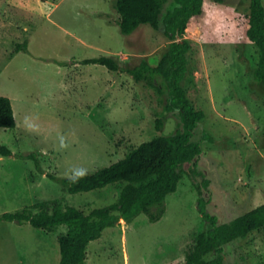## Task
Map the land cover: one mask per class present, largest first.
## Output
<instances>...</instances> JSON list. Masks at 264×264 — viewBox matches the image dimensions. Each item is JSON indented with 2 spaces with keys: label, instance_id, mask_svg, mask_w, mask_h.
I'll list each match as a JSON object with an SVG mask.
<instances>
[{
  "label": "rangeland",
  "instance_id": "rangeland-1",
  "mask_svg": "<svg viewBox=\"0 0 264 264\" xmlns=\"http://www.w3.org/2000/svg\"><path fill=\"white\" fill-rule=\"evenodd\" d=\"M251 2L205 0L178 37L190 43L182 85L205 115L193 141L202 147L197 169L208 187L194 162L185 164L161 220L143 213L107 227L88 245L85 264H187L197 236L211 227L199 211L201 197L219 223L264 204V83L256 78L260 49L247 36ZM119 21L115 0H0V95L11 99L17 120L15 128H0V143L13 153L0 155V215L68 207L89 214L117 202L126 184L71 194L38 172L30 154L45 173L64 176L76 166L91 172L183 130L181 112L167 110V94L128 72L83 62L113 56L129 68L143 59L159 63L172 42L164 29L142 25L125 35ZM26 115L37 119L38 134L24 129ZM59 134L68 137L66 150L58 149ZM68 231L2 221L0 264H59V238ZM224 255L226 264H264V228L226 244Z\"/></svg>",
  "mask_w": 264,
  "mask_h": 264
},
{
  "label": "trees",
  "instance_id": "trees-1",
  "mask_svg": "<svg viewBox=\"0 0 264 264\" xmlns=\"http://www.w3.org/2000/svg\"><path fill=\"white\" fill-rule=\"evenodd\" d=\"M205 0H115L120 14L119 26L125 35H130L142 25L156 30L164 29L171 39L167 51L156 66L146 59L133 68L123 67L113 56H100L84 60L85 64H101L111 71L128 72L136 82H144L167 94V110L180 111L183 130L175 135H162L141 143L124 158L110 165L89 172L76 184L64 176L45 173L35 154L38 172L59 182L71 194L104 188L110 184L125 182L117 202L94 208L89 214L76 207L59 208L52 212L34 213L31 208L7 211L0 215V222L30 223L37 229L52 230L55 226L67 225L69 231L60 236L61 259L59 264H85L88 245L99 239L107 227L132 222L140 214H147L151 222L161 220L166 212V197L176 192L185 174V164L193 163V173L203 177L206 187L209 181L204 172L197 169V159L202 147L193 141L195 129L205 118L202 111H195L182 82L188 72L187 55L190 43L182 37L192 17L203 12ZM248 38L260 49V61L256 78L264 83V0H252L247 29ZM22 47L27 48L25 42ZM162 129L163 120H158ZM17 120L12 101L0 95V128L12 129ZM12 150L0 143V155L11 156ZM198 207L203 218L211 225L202 231L195 245L186 253L187 264H226L224 246L238 239L247 238L264 228V204L246 212L229 223H219L217 215L208 211L207 201L200 198ZM214 255L213 258L209 256Z\"/></svg>",
  "mask_w": 264,
  "mask_h": 264
},
{
  "label": "clouds",
  "instance_id": "clouds-1",
  "mask_svg": "<svg viewBox=\"0 0 264 264\" xmlns=\"http://www.w3.org/2000/svg\"><path fill=\"white\" fill-rule=\"evenodd\" d=\"M22 123L24 129L30 133L38 134L41 130L40 125L37 123V119L34 118L33 116H29V115L24 116ZM57 141H58L59 150H66L70 146L68 137L64 134H59L57 136ZM88 174H89L88 168L82 166H76L67 170L64 173V176L68 179V181L71 184H76L80 180L86 178Z\"/></svg>",
  "mask_w": 264,
  "mask_h": 264
}]
</instances>
